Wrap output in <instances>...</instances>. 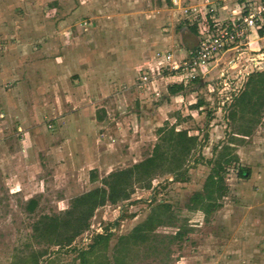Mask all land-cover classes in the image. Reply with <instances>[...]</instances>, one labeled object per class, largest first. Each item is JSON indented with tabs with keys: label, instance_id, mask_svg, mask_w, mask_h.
<instances>
[{
	"label": "rangeland",
	"instance_id": "374dc122",
	"mask_svg": "<svg viewBox=\"0 0 264 264\" xmlns=\"http://www.w3.org/2000/svg\"><path fill=\"white\" fill-rule=\"evenodd\" d=\"M170 6L166 0H0V264H18L36 252L44 254L37 264H79L77 250L106 231L108 247L96 257L113 262L118 239L158 203L171 207L173 220L146 243L129 246L126 264H264V108L247 137L229 118L244 70L226 69L229 86L213 81V93L189 84L172 102L163 94L151 101L138 88L141 55L178 42L182 26ZM71 112L86 119L78 139L59 121ZM86 114L102 124L90 129ZM162 127L197 137L182 181L158 173L149 189L133 183L128 200L96 209L89 229L68 246L35 236L38 219L63 217L74 198L102 186L110 172L149 156ZM228 144L238 161L224 173L220 207L209 216L189 209L209 161ZM238 166L249 169L248 178L237 176ZM180 226L186 233L172 239Z\"/></svg>",
	"mask_w": 264,
	"mask_h": 264
},
{
	"label": "trees",
	"instance_id": "16d2710c",
	"mask_svg": "<svg viewBox=\"0 0 264 264\" xmlns=\"http://www.w3.org/2000/svg\"><path fill=\"white\" fill-rule=\"evenodd\" d=\"M191 31L195 33V29L192 28ZM259 34L263 35L264 29L259 30ZM181 90L182 86L175 85L168 88V93L175 95ZM230 107L229 118L233 122H239V135L249 136L264 108V70L247 76L243 89L233 94ZM158 136V143L154 145L149 156L129 168L110 172L101 179L102 186L74 198L63 217L44 216L38 219L33 226L35 236L50 245L68 246L77 236L89 229V221L96 209L106 204L113 205L128 200L133 183L149 189L151 180L158 173L171 174L175 181L181 180L185 173V162L196 149L197 137L188 135L186 130H175L174 127L158 129ZM231 145L222 146L217 153V159L209 161L210 172L202 190L189 198L187 204L189 209L200 210L205 216H209L220 207L219 201L226 192L224 173L227 166L238 161L237 155L232 154L234 149ZM236 171L237 176L241 178H248L250 175L249 169L242 166H238ZM96 179L95 173L91 172L90 181L95 182ZM35 205L36 202L31 200L28 203V210L33 211ZM172 220L171 207L166 203H158L142 223L118 239L113 262L104 256L96 257L99 251L108 247L111 234L106 231L96 234L85 250H77L79 264H126L125 254L129 246L146 243L157 227L171 223ZM185 233L180 226L172 239L181 240ZM43 255L42 252L31 253L18 264H37L38 257ZM93 255L94 258H91Z\"/></svg>",
	"mask_w": 264,
	"mask_h": 264
},
{
	"label": "built area",
	"instance_id": "2783aa9c",
	"mask_svg": "<svg viewBox=\"0 0 264 264\" xmlns=\"http://www.w3.org/2000/svg\"><path fill=\"white\" fill-rule=\"evenodd\" d=\"M171 2L173 6L180 5V0ZM180 10L201 34L197 48L189 56L176 57L172 52H156L151 64L140 72L141 88L163 75L174 77L177 83L184 85L204 81L215 69L214 62L221 55L229 56V69L237 70L240 66L244 70V77L264 70V52L253 53L246 48L251 32H258L264 26V0L248 3L234 17L225 21L215 17V7L210 4L203 9L192 5L180 6ZM225 74L221 72L218 80L225 81ZM227 85L225 81L223 86ZM206 90L208 93L215 91L210 84H206ZM155 97H159V94L155 93Z\"/></svg>",
	"mask_w": 264,
	"mask_h": 264
},
{
	"label": "crops",
	"instance_id": "0c3cea01",
	"mask_svg": "<svg viewBox=\"0 0 264 264\" xmlns=\"http://www.w3.org/2000/svg\"><path fill=\"white\" fill-rule=\"evenodd\" d=\"M254 1H259V0H180V5L179 6H173L171 0H166L168 5L170 6V12L173 15V19L177 22L178 26H182V30L180 32V36L177 37L178 42L175 44L173 42L172 48L167 50L164 48L165 51L168 52H175L177 56H189L191 55L195 49L197 48L198 41L201 39V34L196 27V25H191L185 17L182 15L180 6H187V5H192V6H197L199 8H202L206 5H212L215 7V17L220 19L221 21H225L228 19H231L234 17L238 12L242 10L244 6H246L250 2ZM171 2V4H170ZM82 5V2H80ZM195 29V33H193L191 30ZM264 29V26L263 28ZM261 29V30H262ZM73 37V36H72ZM248 45H246V48L248 51H251L253 53L257 52H264V34L260 35L259 31L258 32H251L248 40H247ZM159 49L158 51H164ZM156 51V50H155ZM157 52V51H156ZM154 52L151 54H145L141 55V59L139 63L137 64L139 70L142 69L143 71L151 64L152 62V57H153ZM229 56L227 55H221L217 61L214 62V65L216 66L215 69L212 70V72L207 76V78L204 81H199L195 82V85H201L206 87V84H212L213 81H219V75L222 72H227L226 69L228 68V62L224 60H228ZM231 70V69H230ZM242 70L240 66H238L237 70H232L233 73L239 72ZM139 84L138 88H141V83H140V72H139ZM193 84V83H189ZM187 84V85H189ZM182 86L183 90H181L179 93L175 95H170L168 93V88L171 86ZM187 85L184 84H179L176 81V78L171 77L169 75H163L160 77L154 78L149 84L144 86L142 89L146 92L145 94L150 95V100L157 102L158 99L161 97L160 95L163 94V98L165 99L164 102L169 99L170 102H172L175 99L181 98L182 93L185 91V87ZM162 88V90H161ZM155 93L159 94V98L155 97ZM161 103V102H160ZM162 107L161 104H158L157 108L160 109ZM88 117V126L90 129H96L102 124L101 118H93L91 115L86 114ZM84 117L83 114H80V116L77 113L71 112L69 113L66 117L60 118L59 121H65L66 124V133L70 134L68 136H73L75 137V134L78 137L83 133L84 131V123L86 121H81V118ZM59 123V122H58ZM63 129V128H62ZM62 129L60 130L61 133H63ZM60 133V134H61ZM81 138V137H80ZM72 138L69 137L68 140H66L69 143H73ZM30 143V138H26L24 140V144ZM62 148H67V145H62ZM60 153H63L64 150L60 149ZM65 153V152H64Z\"/></svg>",
	"mask_w": 264,
	"mask_h": 264
}]
</instances>
